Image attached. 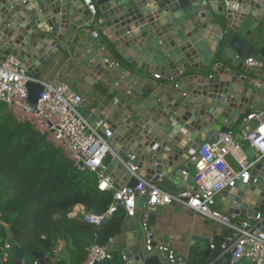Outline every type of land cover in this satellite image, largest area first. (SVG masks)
Masks as SVG:
<instances>
[{
    "label": "water",
    "instance_id": "1",
    "mask_svg": "<svg viewBox=\"0 0 264 264\" xmlns=\"http://www.w3.org/2000/svg\"><path fill=\"white\" fill-rule=\"evenodd\" d=\"M93 1L102 17L100 25L94 23L95 42L103 40L110 54L114 52L137 72H159L167 88L137 119L117 126L110 116L114 110L109 107L106 114L99 107L88 121L105 122L115 133L108 142L116 155L124 163L157 173L154 181L166 190L196 188L192 168L198 147L213 141L218 132H230L239 116L257 107L261 97L249 85V70L244 64L261 57L255 42L264 31V0ZM89 18L82 0H0V40L18 48L27 75L35 76L45 60L65 49L67 41H93L83 31ZM29 60L35 62V69L25 66ZM104 70L92 71L90 77L94 80ZM26 89L27 101L34 107L42 86L27 82ZM199 132L203 137L197 136ZM131 139L147 151L132 150ZM245 152L254 159L251 147L245 146ZM114 158L107 153L102 166L112 177L119 172L118 179L125 181L128 173ZM137 184L132 177L126 185L133 188ZM218 199L217 206L224 212L254 217L264 205V156L252 169L247 186L238 182L222 191ZM156 211L150 212L146 230L154 226ZM138 225L140 233H133L132 244L127 243L122 252L124 264H165V254L146 253L144 240H139L144 234L140 218ZM6 238L13 264H21L24 253L10 229H6ZM221 250L211 251L208 260L213 261L216 251ZM65 251L64 245L56 256ZM31 257L39 264H48L43 253L33 252Z\"/></svg>",
    "mask_w": 264,
    "mask_h": 264
},
{
    "label": "built area",
    "instance_id": "2",
    "mask_svg": "<svg viewBox=\"0 0 264 264\" xmlns=\"http://www.w3.org/2000/svg\"><path fill=\"white\" fill-rule=\"evenodd\" d=\"M82 2L90 17L86 24L97 22L100 25L102 20L95 17L93 0ZM89 35L94 42L98 39L96 32ZM95 43L100 45L99 42ZM244 66L249 70V85L261 93L262 106L242 114L237 132H218L213 141H205L198 147L192 168L196 188L185 186L169 191L151 178L139 177L138 168L124 163L108 142L114 139L115 133L108 127L106 129L103 121L94 125L88 121V116L80 113L84 104L82 95L73 92L65 84L28 76L18 55L9 53L0 60V104L5 106L17 123H27L47 141L51 139L77 172L95 174L99 192L112 193V201L103 214L91 213L83 205L77 204L68 216L81 217L84 223L98 226L122 209L126 218H140L146 253L165 254V264H179L174 250L167 244L155 243L153 232L146 230L145 226L151 211L175 204L183 210L199 213L210 223L219 224L228 230L229 236L220 246L224 254L235 261L264 264V208L254 217H246L224 212L217 206L222 191L233 188L238 182L244 186L249 184L252 169L264 156V82L260 79L259 71L262 64L258 59L250 58ZM115 68H120V65L113 61L107 63L105 70ZM153 77L160 79V74H154ZM27 82L42 86L34 107L27 101ZM118 86L119 82L116 81L114 87ZM245 146L253 149L254 159L248 158ZM107 153H111L126 169V179L134 177L138 180L135 187L119 185L116 177L105 172L107 168L102 166V160ZM129 159L133 160L134 155L130 154ZM7 227L0 212V228ZM114 239L109 238L105 245L92 244L87 247L85 260L81 264H104L111 260ZM210 247L214 248L213 245ZM8 251L7 243H0L1 262L6 260ZM121 259L124 264L126 260L122 254ZM21 264L39 263L34 259L28 262L23 257Z\"/></svg>",
    "mask_w": 264,
    "mask_h": 264
},
{
    "label": "trees",
    "instance_id": "3",
    "mask_svg": "<svg viewBox=\"0 0 264 264\" xmlns=\"http://www.w3.org/2000/svg\"><path fill=\"white\" fill-rule=\"evenodd\" d=\"M260 55L264 59V44ZM96 186L95 174L77 172L59 148L29 124L17 123L0 104V212L25 258L32 260L31 253L36 252L45 254L48 264H81L87 247L105 245L122 233L126 219L122 209L98 226L68 216L77 204L94 214L106 212L112 193L99 192ZM5 237L0 228V241ZM60 242L65 243L66 254L52 262ZM104 264L123 262L113 252Z\"/></svg>",
    "mask_w": 264,
    "mask_h": 264
},
{
    "label": "crops",
    "instance_id": "4",
    "mask_svg": "<svg viewBox=\"0 0 264 264\" xmlns=\"http://www.w3.org/2000/svg\"><path fill=\"white\" fill-rule=\"evenodd\" d=\"M95 17H100L97 7ZM84 29L83 31L86 35L96 32L94 23L85 24ZM99 43L100 45L94 41H82L80 39L77 44H74L72 40L67 41L63 51L60 50L53 54L51 58L49 57L45 60L44 65L36 72L35 78L42 81L65 84L73 92L81 94L84 99V104L81 109L85 112V115H82L85 117L88 116L91 118L93 111L95 112L99 107H102L103 111H106L110 107L111 109L109 110H114L110 113V116L115 118L114 124L119 126L128 119H137L146 113L161 97L163 90L167 86L160 80L161 77L160 79H154L153 75L160 74L159 72H137L123 58H121V61L124 65H120V68L104 70L105 63H111L116 61V59L106 50L103 40ZM263 44L264 31L257 35V41L255 42L259 52ZM71 49L73 50L71 51ZM9 53L18 55L20 59L23 58L16 46L9 47L6 43H1L0 60L4 55ZM258 61L262 64L259 71L261 75L260 79L264 82V59L260 57ZM32 63L36 67L33 60ZM125 66H128V69ZM97 70H104V72L100 77H95L93 80L90 75L92 71ZM116 81L119 82L117 88L114 87ZM254 98L256 99L257 97L254 96ZM250 101L253 102L252 100ZM256 104L257 107L247 109L245 114L260 108L262 106V97L257 100ZM108 112L106 111V114ZM243 115H240L239 119L232 124L231 131L237 132L240 123L239 120ZM99 122L92 120L94 125ZM103 123L104 127L108 129L105 126V122ZM208 131L212 130L208 128ZM198 135L203 137L200 132ZM117 161L119 162V160ZM113 163L114 161L111 162V165ZM118 173H115L117 179L119 178ZM137 174L140 177L151 178L153 181L157 175L152 174L147 176L143 169H138ZM129 179L123 181L120 178L118 179V184H127ZM156 183L160 184L159 181H156ZM223 201L224 198L222 199ZM156 210V221L154 226L150 228L154 234V242L169 245L174 250L180 262L179 264H247L246 261L233 260L228 254H224L222 250L219 252L216 251V256L213 261L210 262L208 260L211 251L220 248L221 244L229 236V232L225 227L210 223L201 214L183 210L175 204L160 207ZM262 224L264 225V220ZM7 228L10 229L9 226ZM136 230L140 233L138 219L126 218L122 233L113 240L112 251L118 252L121 256L123 250L127 247V243L132 244L130 241L134 240L133 233ZM4 231L6 233V228ZM143 238L144 236L141 234L139 240L142 242ZM3 242L7 243L6 237L3 241H0V243ZM64 245V242L59 243L55 251V258L51 260L52 262L56 261L57 258L65 256L66 251L61 257L56 256V253ZM211 245L214 246L213 249L210 247ZM13 263L14 258L9 251L6 260L3 262L0 261V264Z\"/></svg>",
    "mask_w": 264,
    "mask_h": 264
},
{
    "label": "bare ground",
    "instance_id": "5",
    "mask_svg": "<svg viewBox=\"0 0 264 264\" xmlns=\"http://www.w3.org/2000/svg\"><path fill=\"white\" fill-rule=\"evenodd\" d=\"M13 39V38H12ZM19 43H22L21 41H18ZM37 48H39V46H37ZM49 55H47V57H48ZM26 63V62H25ZM34 63H32V60H29L28 62H27V64L25 65V66H27L28 65V67L31 69V70H33V69H35L36 67L33 65ZM148 126V125H147ZM126 142H128V141H126ZM138 142L139 141H135V140H133V139H131V144H132V146H129L132 150H134L135 151V149H136V151L138 150V151H140V152H143V151H147V150H145L143 147H140L139 146V144H138ZM143 169V168H142ZM147 169V168H146ZM143 171H145V175H147V176H149V175H155V174H157V173H154V171H152V170H144L143 169ZM235 205V204H234ZM249 207V206H248Z\"/></svg>",
    "mask_w": 264,
    "mask_h": 264
},
{
    "label": "rangeland",
    "instance_id": "6",
    "mask_svg": "<svg viewBox=\"0 0 264 264\" xmlns=\"http://www.w3.org/2000/svg\"><path fill=\"white\" fill-rule=\"evenodd\" d=\"M83 30H85L84 27H83ZM21 56H23V55L21 54ZM80 113L83 114V115H85V112H84L82 109H80ZM34 131H35V130H34ZM48 142H49L50 144L53 145V141H52L51 139H48ZM53 146H54V145H53ZM26 259H27L29 262L31 261V259H30L29 257H26Z\"/></svg>",
    "mask_w": 264,
    "mask_h": 264
}]
</instances>
